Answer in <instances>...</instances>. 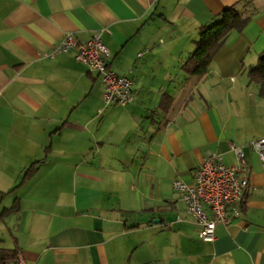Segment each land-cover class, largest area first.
Returning <instances> with one entry per match:
<instances>
[{"label":"crops","instance_id":"crops-1","mask_svg":"<svg viewBox=\"0 0 264 264\" xmlns=\"http://www.w3.org/2000/svg\"><path fill=\"white\" fill-rule=\"evenodd\" d=\"M238 1L0 0V212L17 207L1 249L26 264H264V171L249 145L264 137V95L247 77L264 53V0L203 77L181 68L198 29ZM103 29L108 65L132 81L125 107H103L73 52L49 57L66 33ZM231 144L250 189L204 242L172 182H191L208 153L234 163Z\"/></svg>","mask_w":264,"mask_h":264},{"label":"built area","instance_id":"built-area-1","mask_svg":"<svg viewBox=\"0 0 264 264\" xmlns=\"http://www.w3.org/2000/svg\"><path fill=\"white\" fill-rule=\"evenodd\" d=\"M104 31L94 32L86 41H79L66 33L49 57L73 52L74 60L97 76L103 107H125L133 100L132 81L128 76L117 74L108 65L109 51L101 42ZM98 112L101 113V110ZM249 145L259 157L264 171V137L251 141ZM230 149L235 156L234 163L225 164L220 154L208 153L191 182L179 178L172 182V189L179 195L186 214L198 226V238L204 242L217 239L218 226L228 225L239 218L241 204L250 189L244 154L241 148L233 144ZM16 263L26 264L19 253Z\"/></svg>","mask_w":264,"mask_h":264},{"label":"trees","instance_id":"trees-1","mask_svg":"<svg viewBox=\"0 0 264 264\" xmlns=\"http://www.w3.org/2000/svg\"><path fill=\"white\" fill-rule=\"evenodd\" d=\"M251 0H239L234 5L223 10L209 25L198 29L197 37L192 41L193 51L189 53L183 64L182 70L189 78L203 77L214 55L232 33H240L251 20L254 12L251 10ZM249 82L260 84V94L264 95V53L259 55L258 62L247 73ZM35 164H32L24 173L22 182L35 173ZM17 209H3L0 220L7 214ZM16 250L0 248V264L16 263Z\"/></svg>","mask_w":264,"mask_h":264}]
</instances>
